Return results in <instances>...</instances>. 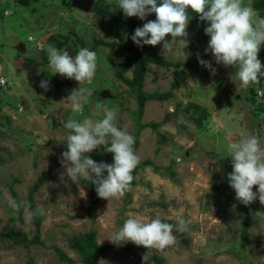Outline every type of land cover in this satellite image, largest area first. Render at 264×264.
Returning <instances> with one entry per match:
<instances>
[{
    "label": "rangeland",
    "instance_id": "obj_1",
    "mask_svg": "<svg viewBox=\"0 0 264 264\" xmlns=\"http://www.w3.org/2000/svg\"><path fill=\"white\" fill-rule=\"evenodd\" d=\"M25 1L0 0V78L7 82L0 87V233H5L10 219L15 218V232L26 234L29 240L34 237L36 228L27 198L33 184L42 179L34 195L36 207L44 210L39 230L41 244L24 248L0 240V264H81L80 257L70 249V240L90 231L95 232L97 244L108 249L98 264H158L154 258L163 264H264V205L258 201L257 207L250 209L241 204L227 180L232 171L231 157L227 156L229 144L252 134L264 146V95L260 100L254 98L264 92V77H259V85L241 89L235 80L236 69L216 64L211 52H205L208 43L203 41L200 27L189 20V43L183 49L190 53L188 58L184 60L180 55L178 45L169 51L163 42L157 44L155 53L172 65H148L143 82L146 96L171 92L172 98L147 101L138 120L133 93L116 75L132 55L125 49L95 46V41H129L135 51L143 50L133 43L127 30L109 38L108 20L92 8L97 4L113 18L127 23L128 28L130 22L143 20L125 17L117 8L118 0H94L88 13L70 10L63 0ZM243 3L250 5L251 1ZM68 30L76 37H70ZM58 34L68 35L76 44L74 49L96 52L97 69L91 84L54 74L44 61L43 45ZM171 39L170 34L165 37V41ZM20 45L23 50L18 48ZM65 50L74 57L70 46ZM198 56L211 62L215 75L199 64ZM258 59L264 65V58ZM184 64L190 67L183 68ZM132 70L130 67L124 71L123 78L131 80ZM179 70L186 79L172 90L174 73ZM42 80L48 81L47 92L39 87ZM75 82L76 88L69 85ZM79 87L92 93L82 113L73 112L68 99ZM251 90L255 94L249 98ZM189 104H196L200 108L197 112L204 110L208 115L201 129L190 119L196 110L186 112ZM98 105L116 109L117 127L137 138L134 152L139 164L148 161L151 165L138 171L128 201L126 194L109 200L97 196L96 209L90 214L89 185L81 182L85 180L81 177L78 187L63 176L66 169L59 160L67 150L64 140L70 133L65 123L72 119H102ZM137 123L159 125L156 130L138 131ZM108 146H100L97 154L111 160L105 151ZM17 200L23 201L21 216L10 204ZM129 218L160 219L172 224L175 243L160 251L130 241L111 242L109 239ZM181 218L187 222L183 232L177 230ZM244 229L251 244L241 241ZM54 248L71 263L62 261ZM145 254L146 262H142Z\"/></svg>",
    "mask_w": 264,
    "mask_h": 264
},
{
    "label": "clouds",
    "instance_id": "obj_2",
    "mask_svg": "<svg viewBox=\"0 0 264 264\" xmlns=\"http://www.w3.org/2000/svg\"><path fill=\"white\" fill-rule=\"evenodd\" d=\"M117 8L125 17H137L140 20L154 13L156 19L137 27L131 40L138 47L156 46L163 42L168 45L169 51L173 45H178L184 60L190 55L183 51L189 43L186 29L190 10L197 14L200 21L208 23L204 33L210 39L205 52H211L216 64L236 69L235 80L241 89L259 85V77H264V65L258 59L260 46L264 44V18H260L243 0H118ZM169 34L171 41H165ZM29 39L33 42L32 38ZM46 51L49 67L54 74L74 79L79 84L92 83L97 69L96 52L81 48L73 57L67 50L60 51L51 44ZM197 58L201 66L215 75L216 69L210 61L199 56ZM39 87L47 92L48 81L42 80ZM91 94L90 89L80 87L78 91H73L68 97L72 101V111L82 113ZM260 94L264 95V92ZM98 108L103 111V118L98 121L72 119L65 123L64 127L70 133L64 140L67 150L61 154L59 163L66 169L62 175L78 184V187L79 178L82 177L95 185L99 198L119 199L130 188L134 179L132 172L139 164V157L133 150L135 138L117 127L116 109L104 105H98ZM105 144H109L105 151L113 156L111 164L97 163L86 155ZM227 153L231 157L232 167L227 180L235 192L236 200L248 206L258 197L261 205H264V146H261L255 135L248 134L240 141L229 144ZM105 171L106 176L103 175ZM254 185L258 186L255 192L252 190ZM80 192L83 193L82 197L86 196L83 188ZM10 204L19 210L20 205L15 201H10ZM43 211L38 206L35 214L42 215ZM177 230H187V222L183 218L178 221ZM172 232L173 225L163 223L160 219L145 221L129 218L109 240L116 244L130 241L136 246L163 251L175 243ZM146 259L145 254L142 262H146Z\"/></svg>",
    "mask_w": 264,
    "mask_h": 264
},
{
    "label": "trees",
    "instance_id": "obj_3",
    "mask_svg": "<svg viewBox=\"0 0 264 264\" xmlns=\"http://www.w3.org/2000/svg\"><path fill=\"white\" fill-rule=\"evenodd\" d=\"M22 4H25V0H19ZM251 4L250 6L258 13L260 18H264V0H250ZM159 2V0H158ZM63 4L66 5L67 8H69L71 10V0H63L62 2ZM92 12H95L98 15H101L102 18L108 20L109 25L111 26L107 35L109 38L114 39L115 37H117L118 33L122 32V31H126L129 32L130 37L134 34V30L137 27H142L144 23L148 22L149 20L154 21L156 19L155 14L147 17L146 19H144L143 21H133L130 22V24L128 26H130V30H128L129 28L127 27V23H123L121 22L120 19L117 18H113L109 13L104 12V10L99 9L98 5L95 4L92 8ZM189 15V20H191L193 23H195L197 26L200 27L201 30V36L203 38V41L205 43H208L210 37L205 35L204 33V29L208 26L207 22L204 21H200L199 17L197 16L196 13L191 12L189 10L188 12ZM68 35L74 36L76 37L75 33L72 30H68ZM66 35H53L50 36L45 44L43 45L42 49H41V53L43 55L44 61L46 63H49L48 61V54L46 51V48L49 44L55 46L58 50L63 51L66 47H71L72 50L74 49V46L76 45L75 42H70V38L69 36ZM97 44H102L104 45L105 48L108 49H115V48H119V49H125L128 53H130L132 55V58L127 60L123 65L120 66V70H118V74L117 77L124 83L126 84L130 89L131 92L133 93L135 102H136V106H137V117L138 120L141 118V116L143 115L144 112V108H145V104L147 101H156V102H162L165 101L167 99H171L173 94H171V92H167L164 94H153V95H149L146 96L143 91V82L146 76V72H147V66L148 65H154V66H159V67H167L169 68L172 64L170 62H167L164 60V58L158 56L155 51H154V46H150V45H145L143 47H141V49L143 50V52H137L132 48L131 42H122L121 44H116L114 42H110V43H105L102 41H95V46ZM80 47H83L82 45H80ZM74 53L76 54L79 50H77L76 48L73 50ZM69 52V51H68ZM70 54V52H69ZM258 57H262L264 58V44H262L260 46V50L258 52ZM175 67H181L180 64H176L174 65ZM133 68L132 70V79L131 80H126L125 78H123V72L128 70L129 68ZM183 68H189V65L184 64L182 66ZM175 76V80L173 81L172 85H171V89L172 90H176L179 88L180 86V82L185 80L186 77L184 76V73L182 70L179 71H175L174 73ZM73 81H75L74 79H72ZM53 81V80H52ZM1 89V88H0ZM254 91L251 90L249 92V98L250 95H254ZM98 100H102V98L97 97ZM189 109H194L196 110L192 116H190L191 121L194 122V124L198 127V129H201V125L203 120L206 119V117L208 116L207 113L204 110H201V112H197V110H199L200 108L196 105V104H189L186 108V112H188ZM169 119V117L167 118ZM159 124H149V125H141L139 123H137V129L138 131L140 130H144L146 128H151L152 130H156L158 128ZM138 142H137V138L135 137V143L133 145V150L135 151V148L137 147ZM99 147L93 151H91L90 154H86L89 156V158L93 159L94 161H96L97 163L103 162V163H108L111 164L113 162V156L111 153H108L107 155L111 158V160H106L105 157L100 156L99 154H97ZM151 163L150 162H143L137 165V167L133 170L132 175L134 177L133 181L131 182L130 188L125 192L126 196L125 199L128 201L129 200V191L134 187L135 185V176L137 175L138 171L140 169H142L143 167L146 166H150ZM81 182H85L86 184L89 185L90 191H91V206L89 209V213L91 214L95 209H96V204H97V194L95 191V185H93L90 181H85V180H81ZM42 184V179H40L39 181L35 182L33 184V186L31 187V190L28 194V198H27V203H28V208L31 211V216H32V222L33 225L36 228V233L34 235V237L29 240L26 236V234L24 233H18L15 232V218L10 219L9 224L7 226V231L5 233H0V240H4L7 239L12 246H23L25 247H30V246H36V245H40L41 244V240H40V224H41V215H36V205L34 202V195L35 193L39 190L40 186ZM15 197V195H13ZM23 201L22 200H17V204H19L20 206L22 205ZM258 202L254 205H248V207L250 209H254L255 207H257ZM23 213L22 210H18L16 212L17 216H21ZM242 236H241V241L243 242V244H251L248 240H247V231L244 229L242 230ZM96 235L95 232L90 231L87 233H84L82 237H74L70 240V249L72 251H74L79 257H80V262L81 264H98V260L99 258L108 251V249L106 247L100 246L99 244H97L96 242ZM55 252L58 254L59 258L62 261H65L66 263H71V260H69L64 253H62L58 248H54ZM155 262H157L158 264H163L161 260H157L156 258H154Z\"/></svg>",
    "mask_w": 264,
    "mask_h": 264
},
{
    "label": "water",
    "instance_id": "obj_4",
    "mask_svg": "<svg viewBox=\"0 0 264 264\" xmlns=\"http://www.w3.org/2000/svg\"><path fill=\"white\" fill-rule=\"evenodd\" d=\"M93 4H94V0H71V4H70V6H71L73 9H77V10H80V11H82V12H84V13H88V12L91 10ZM18 48L21 49V50H23L24 47H23V45H20ZM67 50H68V49H67ZM69 85L73 86L74 88L77 87V83H76V82L73 83V84H69ZM174 119H175V120H174ZM170 120H171V121L173 120L175 123H178V119H176V118H172V117H171ZM262 126H263V128H264V120H263V122H262ZM257 188H258V187H253L252 190L255 192V191H257ZM258 201H259V199H258V197H257V199L254 200L250 205H254V204H256Z\"/></svg>",
    "mask_w": 264,
    "mask_h": 264
},
{
    "label": "built area",
    "instance_id": "obj_5",
    "mask_svg": "<svg viewBox=\"0 0 264 264\" xmlns=\"http://www.w3.org/2000/svg\"><path fill=\"white\" fill-rule=\"evenodd\" d=\"M5 85H6V80H4L3 78H0V87L5 86ZM255 98L260 100L263 98V96L260 94V92H258ZM263 105H264V102H263Z\"/></svg>",
    "mask_w": 264,
    "mask_h": 264
},
{
    "label": "flooded vegetation",
    "instance_id": "obj_6",
    "mask_svg": "<svg viewBox=\"0 0 264 264\" xmlns=\"http://www.w3.org/2000/svg\"><path fill=\"white\" fill-rule=\"evenodd\" d=\"M253 187H255V186H253Z\"/></svg>",
    "mask_w": 264,
    "mask_h": 264
}]
</instances>
